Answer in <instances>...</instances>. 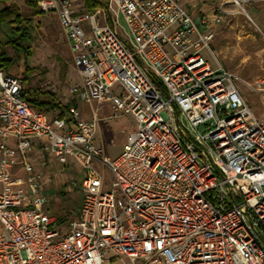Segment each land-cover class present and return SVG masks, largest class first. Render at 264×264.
Instances as JSON below:
<instances>
[{"label": "built area", "instance_id": "obj_1", "mask_svg": "<svg viewBox=\"0 0 264 264\" xmlns=\"http://www.w3.org/2000/svg\"><path fill=\"white\" fill-rule=\"evenodd\" d=\"M73 1H36L68 43L79 78L70 91L134 124L109 159L93 143L97 108L88 119L74 106L48 118L22 97L20 76L0 69V264H111L107 254L123 264H264V114L201 54L212 32L176 0H104L92 12ZM230 1L264 11V0ZM251 88L264 102V70ZM34 139L84 170L83 202L63 232L27 161ZM96 163L112 174L109 190Z\"/></svg>", "mask_w": 264, "mask_h": 264}, {"label": "rangeland", "instance_id": "obj_2", "mask_svg": "<svg viewBox=\"0 0 264 264\" xmlns=\"http://www.w3.org/2000/svg\"><path fill=\"white\" fill-rule=\"evenodd\" d=\"M97 1L100 2L99 5L96 4L91 10L83 7L82 0H74L73 3L75 7L79 6L81 11L92 12L102 7L101 3L104 0ZM176 1L191 16L200 31L208 28L213 34L209 44L212 52L208 48H202L200 52L203 57L211 67L217 68L220 63L232 73L235 84L251 108L250 110L257 118L261 117L264 114V102L251 88L254 80L264 70V41L257 29L264 31V11L260 3L253 1L246 3L244 5L245 14L230 0ZM8 4H12L23 18H31V25L28 26L31 54L25 58L20 53L15 54L11 45L6 42L5 34L8 29L0 27V50L13 60L7 72L20 77L23 72H26L29 80L25 86L47 91L60 104L76 107L80 117L90 118L92 107L97 108L100 120L93 143L103 145L106 156L114 159L121 151L127 132L133 127L132 116L122 114L108 118L111 114L109 105L98 104L94 101L90 105L75 97L70 91L71 87L78 86L79 78L71 63L68 44L53 12L32 15L33 7L27 5L25 0L0 3V8ZM216 17L218 21L214 20ZM201 20L206 21V24H202ZM118 22L123 24L120 15ZM44 113L47 117H56L51 112L44 111ZM66 115H69L68 110H66ZM198 129L201 132L205 131L203 126H198ZM32 141V147L26 153V157L32 168L31 173L36 176L40 194L46 199L42 208L55 219L54 227L63 232L68 223L76 218L81 202H83L80 184L84 177V170L69 156L65 162L59 161L48 147H44L48 146L46 140L34 139ZM4 142L10 146L14 141L9 137ZM94 165L96 169L102 171V190H109L111 172L107 167L102 169L99 163ZM15 174L23 177L27 175L21 168H17ZM106 258L111 260V264H123L111 254H107ZM126 264L131 263L126 261Z\"/></svg>", "mask_w": 264, "mask_h": 264}, {"label": "trees", "instance_id": "obj_3", "mask_svg": "<svg viewBox=\"0 0 264 264\" xmlns=\"http://www.w3.org/2000/svg\"><path fill=\"white\" fill-rule=\"evenodd\" d=\"M11 0H0V3L9 2ZM27 5L33 7V14H42V12L36 9V0H26ZM83 7L86 10H91L96 4L99 5L97 0H82ZM31 25V18H23L22 15L14 8L12 4L4 5L0 8V27H6L8 32L6 35V42H8L15 54H22L23 58L31 54L29 45L30 32L28 26ZM26 40L28 42H26ZM13 60L10 56L5 55L4 51L0 50V69L8 71L12 65ZM26 70L29 69L26 67ZM27 73L23 72L20 77L22 82L21 94L22 97L37 111H46L55 114L56 117H65L68 104H60L55 97L49 94L47 91L35 89L33 87L25 86L27 79ZM27 79V80H26ZM53 117V116H51ZM50 118V117H48Z\"/></svg>", "mask_w": 264, "mask_h": 264}, {"label": "crops", "instance_id": "obj_4", "mask_svg": "<svg viewBox=\"0 0 264 264\" xmlns=\"http://www.w3.org/2000/svg\"><path fill=\"white\" fill-rule=\"evenodd\" d=\"M26 1V0H25ZM26 3V2H25ZM77 8H79V6H77ZM68 44V43H67Z\"/></svg>", "mask_w": 264, "mask_h": 264}]
</instances>
